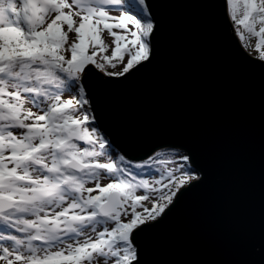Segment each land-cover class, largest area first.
Listing matches in <instances>:
<instances>
[{"label": "water", "instance_id": "95a60500", "mask_svg": "<svg viewBox=\"0 0 264 264\" xmlns=\"http://www.w3.org/2000/svg\"><path fill=\"white\" fill-rule=\"evenodd\" d=\"M143 1L148 56L118 77L87 64L90 113L127 160L177 149L198 178L131 232L128 264H264V61L241 46L226 0ZM67 167L85 169L74 158ZM13 206L0 197V214ZM121 206L115 191L98 213Z\"/></svg>", "mask_w": 264, "mask_h": 264}, {"label": "rangeland", "instance_id": "374dc122", "mask_svg": "<svg viewBox=\"0 0 264 264\" xmlns=\"http://www.w3.org/2000/svg\"><path fill=\"white\" fill-rule=\"evenodd\" d=\"M103 1L106 3L0 0V57L3 45L26 46L28 42L30 46L26 50L32 52L34 46L47 42L55 50L79 49L80 63L76 69L80 72L79 82L82 70L89 63L96 64L101 74L124 75L147 58V38L152 24L146 17L137 21L125 10V0ZM226 2L230 20L237 24L253 8H246L242 0ZM251 2L254 7L264 9V0ZM234 28L237 37L247 33L240 27ZM99 29L101 33L97 31L96 37L94 31ZM12 31L15 33L10 34ZM25 38L28 40L20 43ZM241 46L251 57L264 61ZM251 47L257 48L254 42ZM103 50L111 60L100 61L96 57ZM132 56L139 61L133 64ZM83 107L76 109L81 115H89L90 109ZM8 115L0 107V124L8 128L3 133L0 131V197L14 200L15 208L0 215V264H113L116 258L128 261L132 254L130 234L135 214L155 211L163 201H171L182 188L177 190L190 168L188 162L167 157L156 161L157 172L133 176L132 180L118 179L117 187L113 176L107 174L113 168L108 149L98 144V132H93L90 125L70 119L64 124L56 114L48 113L46 120L56 126L53 133L49 132L51 125L42 121L44 118L36 109L14 116L12 121ZM82 142H89V147L79 151ZM25 157L40 165L25 163ZM69 158L88 167L81 173L85 176L82 183V178L67 173L65 166ZM65 177L68 178L63 189L58 180ZM171 179L176 181V186L169 185ZM115 191L121 194L120 215L98 219L97 207Z\"/></svg>", "mask_w": 264, "mask_h": 264}, {"label": "trees", "instance_id": "16d2710c", "mask_svg": "<svg viewBox=\"0 0 264 264\" xmlns=\"http://www.w3.org/2000/svg\"><path fill=\"white\" fill-rule=\"evenodd\" d=\"M84 1L87 2V0ZM90 1L101 4L106 3L103 0ZM242 1H245L246 8H250L251 6L253 8L251 7V12L246 15L245 19L241 21V24H237L236 21L234 22V19H231L232 23L234 26L240 27L242 31L247 30L246 35H243V33L238 35L241 45L243 44L251 54L264 58V53H261L264 51V9L254 7L255 4L251 2L253 0ZM124 5L125 10L137 21H143L145 17L148 18L143 0H125ZM67 19L69 18H65L66 22ZM95 29L98 28L95 27ZM97 31L101 33L100 29L95 30L96 37H98ZM9 33L13 34L15 31ZM27 40L28 38H25L20 43H25ZM3 41L4 40H2V42ZM251 42L256 44L257 48H255V50L252 49ZM29 46L27 42L26 46H22V44H16L12 47L3 45L2 48L3 55L0 57V103L3 109L8 112L10 121H12L11 118H14V116L18 117L29 113L30 109H36L44 118L42 121H45L48 125L53 124L49 119L46 120L47 118H45V115L48 113L56 114L57 118L64 121V124L70 119L75 122L81 121L85 122V125H90L93 132H98V139L102 142L100 145L108 149L113 168L109 170L107 174L113 176V183L117 184V187L118 179L123 181L132 180L133 176L151 175L157 172L155 170L157 160L173 157L181 163L187 162L186 156L182 151L168 148L157 151L142 162H131L124 158L110 145L108 139L94 123L93 118L84 113V115H81V113L77 111V109L81 110L84 108L83 106H87L88 104L83 86L79 82L80 72L78 73L76 70L80 63V58L77 55L79 49L75 48L69 51L64 48H59L55 50L53 46L45 42L41 45L39 43L37 46H34L35 50L33 49L32 52H29V50H26ZM107 56L108 53L104 52V50L98 51L96 55L100 61L104 60L106 62L107 60H111V58H107ZM117 57L118 56L114 58L118 60ZM134 58L136 57L132 56L133 64L136 63L135 61H139V59L134 60ZM91 65L96 68V64ZM112 75L113 73H108V76L112 77ZM1 125L2 123L0 124V131L3 133L8 128ZM53 127L56 128L55 125H51L49 132L53 131V133H55ZM32 136L38 138L36 134H32ZM80 145H82V147L79 148V151L89 147V142H82ZM55 151L57 152V148H55ZM141 171H145V174L141 173ZM74 175L77 176V178H82L81 183L84 181L85 176L83 174ZM185 176L187 177L181 181L183 183L177 187V190H179L178 188L180 187H184V185H188L190 180L194 181L198 178V175L191 167L186 170ZM175 182L176 181L171 179L169 185L176 186L174 184ZM66 184L67 182L64 178V182L62 183L63 189ZM173 199L172 197L171 201H163L161 206L155 211L146 210V212H141L139 215L138 213L137 215L135 214V218L131 223V232L146 222H153L158 219L161 213L172 203ZM97 218L102 219L99 215H97ZM131 250L132 254L128 261L118 260V258H116L113 264L130 263L131 260L134 259V248L132 247Z\"/></svg>", "mask_w": 264, "mask_h": 264}]
</instances>
